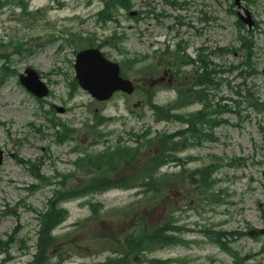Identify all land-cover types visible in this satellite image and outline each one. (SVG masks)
Listing matches in <instances>:
<instances>
[{"label":"rangeland","instance_id":"rangeland-1","mask_svg":"<svg viewBox=\"0 0 264 264\" xmlns=\"http://www.w3.org/2000/svg\"><path fill=\"white\" fill-rule=\"evenodd\" d=\"M22 1L27 5L26 12L29 16H22L19 5L8 4L0 10V68L5 65L17 70L18 75L27 67L36 70L49 87L50 96L44 100L43 107H40L19 84L18 76L12 74L0 87V150L4 152L0 168V239L5 240L13 229L19 228L11 248L12 260L7 264H27L35 253L38 221L31 210L22 207L21 201L25 200L23 204L41 211L53 188L40 189L30 194L29 189L35 181L26 167L19 165L17 158L30 161L44 158L42 173L48 177L54 176L55 172L73 171L72 162L78 155L73 154L71 149L77 142L88 145L91 139L85 134L83 126L91 124L93 117L95 121L102 116L109 118L108 122L99 125L104 137L94 147L93 150L96 151L102 150L106 143L116 141L134 147V142L128 139L129 134L139 135L145 129H148L150 136H154L156 133H174L182 127L178 122L154 123L152 112L148 109V98L139 89L130 96L116 94L105 103L96 102L78 87L72 90L70 80L74 78L76 46L65 42V39L70 41V34L83 39L90 38L95 44L105 42L114 33L125 35L119 52L112 45L102 46V52L108 59L118 63L125 59L149 57L152 51L162 50L168 44L173 47L176 42L186 43L187 52L192 58L200 48L210 52L224 47L236 49L234 55L225 58L210 55L209 60L222 69L237 65L243 55L241 42L238 40L242 32L236 26V9L232 10L231 0H174L179 5L188 3V7L178 11L165 5L163 0H145L154 9V14L148 19L143 17L137 22L127 12L119 10L117 21L105 25L97 22L96 14L102 9L99 0ZM241 1L255 22L250 32L255 44L254 63L258 73L248 83L256 87L259 98L264 101V0ZM141 6L135 1L132 11L138 12ZM176 16L183 18V26H177ZM244 27L247 31V27ZM11 42L15 46L24 42L22 48H30L31 54L18 57ZM37 44L41 46L35 47ZM147 64L148 60L139 62L126 72L127 78L141 89L149 87V80L143 79L148 77L138 73ZM162 70L163 68L157 77L162 76ZM189 71L192 72L193 69H182L183 73ZM166 79L156 90L153 98L155 104L165 105L175 99L174 79L170 83ZM216 79L221 85L211 100L212 106L220 102L221 98H232L231 89L241 81L236 72L219 74ZM224 103L226 104L223 101L220 105ZM59 108L64 109L63 113L58 112ZM50 109L55 117L71 123L80 131L74 143L58 145L54 141L51 124L47 121L49 116L45 113ZM198 109V106H193L183 111ZM221 117L228 124L217 126L213 130L215 142L206 141L201 146L182 152L179 158L181 163L188 162L185 168L189 172L210 162H218L220 168L215 177L219 182L215 190H221L220 197L224 202H200L197 192L188 195L184 190L185 185L181 189L176 187L179 193L172 192L164 199L168 204H175V209H182L173 214L178 225L193 230L183 235L189 244L160 250L147 258L173 259L171 264H232L233 259L205 241L198 230L211 227L214 230L247 233L251 229L264 228V191L261 188L264 184V166L261 164V152L256 149L261 144L256 122L258 120L252 111H249V118L241 124L237 122L235 115L225 114ZM260 120L264 124V114L260 116ZM231 158L246 160L240 167H229L225 162ZM180 170L175 166H168L162 172ZM75 176L76 180L82 181L81 172H77ZM136 192L137 190H110L63 204L62 207L68 211V218L54 234L66 237L73 243L78 242L76 253L63 264H92L104 261L109 255L105 251L108 246L96 244L92 238V235L96 236L101 232L98 223L86 225L84 231L77 230L75 226L90 214L86 202L102 204V218H110L106 212L113 211L114 219H106L105 224L113 232L120 233L128 226L137 225L135 212L129 215L130 220L123 221L124 216L120 215L124 208L140 199L141 195ZM143 204L144 202L138 213L144 215L152 225H162L168 220L167 206L159 204V200ZM16 209L17 214H7L15 213ZM5 212L7 215H3ZM246 224L251 228L248 229ZM82 238L85 242H80ZM231 246L240 256H251L246 261L247 264H264V236L256 239L245 236ZM179 260L181 261L178 262Z\"/></svg>","mask_w":264,"mask_h":264},{"label":"trees","instance_id":"trees-1","mask_svg":"<svg viewBox=\"0 0 264 264\" xmlns=\"http://www.w3.org/2000/svg\"><path fill=\"white\" fill-rule=\"evenodd\" d=\"M132 1L133 0H102L104 3V9L100 13L102 16L101 19L103 21L112 20V18L115 17L118 7L128 11L132 7ZM23 10H25V7H23ZM182 50L183 49L181 47H178L175 54L169 53L168 50V54H160L157 56L154 54L151 59L152 62L148 64L144 70H142V73L145 75H154V71L161 65H165L166 67H172L175 65L178 67L186 66L188 64L187 55L179 54V52ZM144 58L145 57H143V59ZM249 58L250 55L247 56V60H249ZM199 60L203 65V73L197 77L193 85L184 86L180 92V105L178 107H188L195 103H199L203 106L200 111L183 115L176 114L171 112L173 109L171 107H157L149 101V107L153 110L156 121H178L182 124H185L187 128L173 135L161 134L155 139L145 142L144 144L150 145L154 144L156 141L159 148L157 150V154L151 158H147L146 160L139 161L138 151L139 147H141L143 144L138 142L135 149L128 147H117L114 149V151L106 152V154L101 156H88L85 160L80 161V163L86 162L87 166L94 169V171H90L88 173V179L85 181V183L78 185L71 182L69 185H64L60 188V190L53 192V196L48 202L47 210L44 213L38 214L40 229L38 232V241L36 247L37 251L32 262L29 264H50L53 254L61 255L63 253L61 248L62 246H64L65 251H72L73 247L71 243L61 240L57 236H52V231L57 226H59L67 216V212L59 207L60 203L94 193H102L111 188H139L142 199L145 198L148 201H153L156 197L161 196L163 192L168 191L172 187L173 182L175 181L173 178L174 175L157 177L156 171H158L159 167L164 164L165 159L169 157L170 159L172 158L174 152H179L186 147L193 146L195 142H199L202 139L203 136L200 134L201 129L199 128L202 124L210 125L211 123L217 124L218 122L217 120H212L211 116L206 111V107H208V104L206 103L209 101L207 88L213 84L212 80L216 71L210 63H207L202 58V56H199ZM140 61L141 60L139 58H134L132 60L125 59L124 62L121 63V67L127 69ZM237 68L240 69V76H245L244 78H248L253 72L249 62L241 64ZM248 68L249 71L247 70ZM1 69L2 76L0 79V84H2L10 74L15 73L13 70H10L5 66H3ZM70 85L72 90L76 88V83L73 80L71 81ZM196 86L206 87L196 89ZM243 90H245V92H243ZM237 96L241 99V101L236 103V108L239 109L241 105H245L248 108H252L257 114H262L264 112V104H262L255 96V92L252 88L244 87L241 89L239 86ZM235 102L236 101H232L233 104H235ZM215 110L216 112H220L221 108H217ZM229 111H231V107L224 105V112ZM53 125L55 127V124ZM58 126L61 128L60 131L56 132V136L59 138V140L67 138L73 134V130L67 125L61 123ZM260 131L263 137L264 152V128H260ZM177 136L182 138V142H171V139ZM98 158H101L102 160L100 165L96 162L94 164V161ZM119 158L124 160V169L136 167L137 170L130 171V174L124 175L123 178L115 181L116 178H113L112 176H114L115 173L123 167L121 164L122 161L120 162ZM29 165L32 166L30 163ZM216 170V166L209 165L204 168L192 171L188 176V181H186L187 187L191 191L198 193L201 202L203 201V198L204 200H211L212 203H218V198L216 199L217 196L219 197V200L222 201L219 196L221 191H218V193H215L214 191L216 180L212 178V174ZM32 175H34V177H36V179L39 181V184L34 186L33 189L48 184L49 180L39 175V169L36 168V170L32 171ZM69 177L70 176L68 175L67 178ZM181 177L182 173L177 174V179H180ZM181 181L182 184H184L182 179ZM142 199L138 201V203H141ZM89 220L100 221L97 205H92L91 217ZM172 222L173 219L171 218L170 221L165 222L160 227L152 228L149 223H146L144 220H142L138 226L129 229L124 234L121 243L119 242V239L112 238L111 234H106V236L102 238L110 243V247L113 245V248L111 247V251L115 254V257L107 258L104 263L98 264H135L134 258L139 257L140 254L144 252L151 253L164 247L176 245L178 243H184V240L180 238V233L183 230L174 226ZM202 233L207 237L209 242L218 245L221 250L232 255L234 259L233 264H245L247 258H240L236 253L230 250L228 247V242L222 241V237L233 241L234 235L237 237V239H239L242 234L236 232H217L210 228L205 229ZM12 243L13 236H9L7 241H0V255H7L6 252L8 251L9 247H11ZM7 260L8 259L0 260V264H4ZM63 260V257L60 258L58 263H62ZM151 263L167 264L168 262L152 260Z\"/></svg>","mask_w":264,"mask_h":264},{"label":"water","instance_id":"water-1","mask_svg":"<svg viewBox=\"0 0 264 264\" xmlns=\"http://www.w3.org/2000/svg\"><path fill=\"white\" fill-rule=\"evenodd\" d=\"M235 3L238 4V0H235ZM246 15V19L242 17L241 19L251 26L252 22L248 13ZM74 71L78 85L98 101H106L118 91L131 94L134 90L130 81L119 77L118 65L104 59L97 49L79 52L76 55ZM19 79L25 89L35 97L42 98L48 94L45 85L34 71L25 70L24 75H21ZM1 160L0 152V164ZM261 234H264V230Z\"/></svg>","mask_w":264,"mask_h":264}]
</instances>
